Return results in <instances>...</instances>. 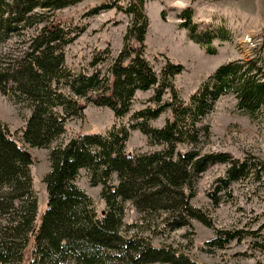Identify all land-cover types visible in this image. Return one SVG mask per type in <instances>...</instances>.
I'll use <instances>...</instances> for the list:
<instances>
[{
    "label": "trees",
    "instance_id": "16d2710c",
    "mask_svg": "<svg viewBox=\"0 0 264 264\" xmlns=\"http://www.w3.org/2000/svg\"><path fill=\"white\" fill-rule=\"evenodd\" d=\"M0 0V40L23 30L33 29L19 54L0 67V90L16 101L27 103L31 114L22 133V141L37 148L50 149V170L44 177L48 203L38 227L34 225L36 196L31 192L30 156L11 137L0 117V262L4 264H196L189 256L168 247H155L149 237L125 236L121 232L124 202L130 200L141 212L163 211L183 219L194 217L209 225V221L190 205L186 189H192L209 167L227 164L224 187H229L250 175L260 177L263 169L229 153L203 152V143L211 137V127L204 122L216 102L233 94L237 107L252 119L264 115V70L257 59L232 61L218 68L191 95L183 100L173 79L184 66L167 61L159 77L153 67L134 48L123 50L108 61V66L93 76L73 74L66 67V47L82 29H72L56 20L55 12L82 0ZM144 0H130L121 7L130 17L127 41H143L149 21ZM101 5L88 15H97L113 8ZM39 11H36L38 10ZM193 10H184L182 17L191 37L202 45L211 46L215 39H227L224 28L200 31L193 21ZM80 31V32H79ZM94 64H98V63ZM71 87L97 106L109 107L117 116L127 114L139 90L154 89L150 104L133 115L131 125L148 135L151 144L164 145L160 151L128 155L127 127L114 128L112 133L84 134L75 137L62 148L53 146L65 131L67 118L80 113L86 104L68 100L60 88ZM170 90L171 98L163 101ZM154 104V105H153ZM64 106L65 116L57 107ZM167 110L172 118L163 127L151 125ZM192 148L178 150L179 144ZM87 168L93 183L104 184L108 211L99 218L92 200L76 183L79 169ZM117 173L118 185H109ZM19 207H16V203ZM187 223H180L184 226ZM176 225V224H174ZM173 226V225H172ZM174 227V226H173ZM262 229L255 237L261 236ZM256 232V231H255ZM239 232L218 231L207 242L223 248L236 239ZM264 237V234L263 236ZM32 239V240H31ZM31 242V257L27 247ZM264 250V241L258 242Z\"/></svg>",
    "mask_w": 264,
    "mask_h": 264
},
{
    "label": "rangeland",
    "instance_id": "374dc122",
    "mask_svg": "<svg viewBox=\"0 0 264 264\" xmlns=\"http://www.w3.org/2000/svg\"><path fill=\"white\" fill-rule=\"evenodd\" d=\"M13 0H8V4ZM130 0H82L55 12V18L66 27L82 29L74 34L66 47V67L73 74L93 76L108 66L98 63L102 57H109L107 64L123 50L132 47L153 67L160 77L162 68L170 60L184 66V71L173 82L186 102L201 84L221 66L232 62L258 60L264 70V0H144V10L149 27L143 41L130 39L126 35L131 17L121 9ZM114 5L97 15H88L96 6ZM192 9L193 21L200 31L224 28L227 39H215L211 46L202 45L190 35L182 17L184 10ZM36 11H39L36 10ZM231 26H229V22ZM33 29L13 34L0 40V67H4L19 54L26 38ZM98 61V62H97ZM98 63L97 65L94 63ZM68 100L86 104L78 114L67 118L65 131L53 146L64 148L71 139L80 135L101 134L109 136L114 128L127 127L129 137L126 142L128 155L160 151L164 145L151 144L148 135L140 129H133V115L147 107L154 95V89L139 90L135 94L131 110L124 116H117L109 107L97 106L86 97L77 94L70 86L60 88ZM171 98L170 90L163 101ZM154 105V104H153ZM65 116V107H57ZM31 114L27 103L16 101L0 90V117L19 147L30 156L29 170L32 177L31 192L35 194L36 210L34 225L38 227L41 215L48 203V192L44 177L50 170V149L31 147L22 141L23 129ZM172 118L171 110L151 121L153 127L161 128ZM204 122L211 127V137L203 143V152L229 153L241 161L248 159L263 169L260 177L250 175L224 187L222 179L227 173V164L217 163L194 182L192 189H186L190 205L210 223L187 217L183 219L169 212L150 213L139 211L130 200L124 202V218L121 232L125 236L149 237L155 247H168L189 256L196 264H264V250L258 246L264 241V115L252 119L237 107V98L230 94L221 97ZM188 144H179L178 150H191ZM93 173L81 168L76 183L92 200V207L99 218L108 211L104 197V184H94ZM117 173H113L109 185H118ZM16 203V207H19ZM20 208V207H19ZM187 223L179 226L180 223ZM176 224V225H174ZM174 227H173V226ZM262 229L261 236L253 233ZM218 231L239 232V236L217 248L207 244L217 236ZM256 231V232H255ZM32 240V239H31ZM31 242L27 247V258L31 257ZM4 264V262H0ZM163 264V263H158Z\"/></svg>",
    "mask_w": 264,
    "mask_h": 264
},
{
    "label": "clouds",
    "instance_id": "9594fccd",
    "mask_svg": "<svg viewBox=\"0 0 264 264\" xmlns=\"http://www.w3.org/2000/svg\"><path fill=\"white\" fill-rule=\"evenodd\" d=\"M231 23H232V22L230 21V22H229V26H231Z\"/></svg>",
    "mask_w": 264,
    "mask_h": 264
}]
</instances>
